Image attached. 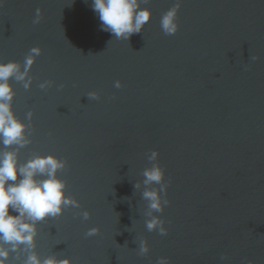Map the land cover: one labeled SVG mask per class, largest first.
<instances>
[{"label":"water","instance_id":"95a60500","mask_svg":"<svg viewBox=\"0 0 264 264\" xmlns=\"http://www.w3.org/2000/svg\"><path fill=\"white\" fill-rule=\"evenodd\" d=\"M175 3L144 0L150 21L126 41L101 30L91 0H0V61L23 67L31 47L42 50L30 88L12 81L31 137L19 159H66L58 175L80 203L39 222L41 259L264 264V0H181L179 29L166 35L160 20ZM152 150L168 185L154 213L166 235L146 228ZM27 255L20 246L8 264Z\"/></svg>","mask_w":264,"mask_h":264},{"label":"clouds","instance_id":"9594fccd","mask_svg":"<svg viewBox=\"0 0 264 264\" xmlns=\"http://www.w3.org/2000/svg\"><path fill=\"white\" fill-rule=\"evenodd\" d=\"M181 0L168 9L161 17L160 26L166 35H173L179 29L177 13ZM91 7L98 15L100 28L109 32L116 39L129 40L132 35L140 33L151 18V10L144 6V0H91ZM41 19L37 9L34 23ZM40 46L29 49L21 64L14 60L0 61V264H8L11 253L24 246L28 255L22 264H72L71 257L60 258L49 255L41 259L35 251L38 224L48 217L63 214L65 208L80 209V203L66 194V181L58 175V171L67 166V160L55 154H36L21 162L19 150L31 143L25 120L16 116L13 108L15 90L12 81L23 82L24 88H30L32 79L28 75L36 57L41 55ZM53 81H41L39 87L46 89ZM119 88L121 82L114 84ZM90 99L98 98L97 93L88 94ZM33 113H27L30 121ZM153 161L151 167L143 170V199L147 202L146 228L157 230L161 235L167 234L164 222L154 213L163 211L169 201L162 193L167 192L164 181L165 170L158 163V151L152 150L148 156ZM158 184L159 189L150 187ZM137 188L140 187L138 183ZM87 220L88 210L78 212ZM97 228H90L86 235L92 236ZM149 248L145 241L139 244V253L147 254ZM156 264H170L167 257L158 258Z\"/></svg>","mask_w":264,"mask_h":264}]
</instances>
